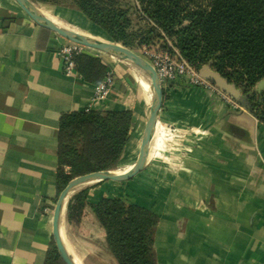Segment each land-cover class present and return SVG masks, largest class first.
Instances as JSON below:
<instances>
[{"label": "crops", "instance_id": "1", "mask_svg": "<svg viewBox=\"0 0 264 264\" xmlns=\"http://www.w3.org/2000/svg\"><path fill=\"white\" fill-rule=\"evenodd\" d=\"M41 6L56 22L51 8H64ZM66 42L15 0H0V264H45L61 115L91 104L133 110L123 158L131 162L152 105L153 92L145 95L151 88L136 78L132 64L89 48L86 54L102 59L116 76L110 96L93 105L96 85L64 72L59 50ZM152 143L138 175L87 185H93L88 202L124 197L154 211L157 264H264V125L208 89L184 86L165 94ZM65 222L64 216V242ZM88 222L106 243L87 206L80 228ZM69 250L82 264L85 255Z\"/></svg>", "mask_w": 264, "mask_h": 264}, {"label": "trees", "instance_id": "2", "mask_svg": "<svg viewBox=\"0 0 264 264\" xmlns=\"http://www.w3.org/2000/svg\"><path fill=\"white\" fill-rule=\"evenodd\" d=\"M32 1L75 10L108 40L136 52L148 48L174 54L176 49L197 69L212 62L217 72L249 94V111L264 125V90L255 91L264 79V0ZM74 60L78 75L96 86L111 71L102 59L86 53L75 55ZM133 127L131 109L63 113L58 132L57 199L78 176L117 170ZM92 186L69 198L66 222L79 225L88 206L105 231L107 250L117 264H157L159 216L124 197L89 203ZM45 264H67L54 236Z\"/></svg>", "mask_w": 264, "mask_h": 264}, {"label": "water", "instance_id": "3", "mask_svg": "<svg viewBox=\"0 0 264 264\" xmlns=\"http://www.w3.org/2000/svg\"><path fill=\"white\" fill-rule=\"evenodd\" d=\"M35 23L41 27L47 28L56 34L62 36L66 40L81 44L90 49H95L106 54L115 56L120 60L128 62L140 69H142L149 77L152 83L153 101L149 110V114L145 123L139 155L136 162L132 167L123 172L118 173L116 170L111 171H97L82 176H78L72 179L66 188L62 191L57 199V202L53 211V236L56 244L67 262V264H79L75 260V257L67 248L63 239V220L66 211V205L69 198L79 188L87 185L101 182V181H125L133 178L136 174L141 172L146 165L149 150L152 144V140L155 135L158 114L163 106L164 94L161 86L158 74L152 64L138 52L111 40L101 41L92 38L84 33L67 28L63 25H58L48 21L38 6V3L32 0H15ZM200 75L215 83L222 91L227 93L235 101H237L244 110H249V94H244L235 84L230 83L219 72H217L212 65V62H208L199 69ZM264 90V79L260 81L255 91L261 92Z\"/></svg>", "mask_w": 264, "mask_h": 264}, {"label": "built area", "instance_id": "4", "mask_svg": "<svg viewBox=\"0 0 264 264\" xmlns=\"http://www.w3.org/2000/svg\"><path fill=\"white\" fill-rule=\"evenodd\" d=\"M88 50V47L69 40L60 48L59 56L64 64V72L67 76H79L76 72L74 57L77 54L86 53ZM142 54L155 68L165 94L184 86L203 87L216 93L234 108L244 110L237 101L222 91L215 83L203 78L199 73V69L180 56L176 49L175 53L171 54L165 50L144 48ZM115 77V72L111 70L107 73L103 82L96 86L93 105L96 102L106 100L110 96L115 84ZM90 108H92V104Z\"/></svg>", "mask_w": 264, "mask_h": 264}, {"label": "rangeland", "instance_id": "5", "mask_svg": "<svg viewBox=\"0 0 264 264\" xmlns=\"http://www.w3.org/2000/svg\"><path fill=\"white\" fill-rule=\"evenodd\" d=\"M38 6L42 8L40 4H38ZM51 9L53 10V15L59 24L67 28L76 30L78 32L85 31L87 22L79 13L72 11L70 9H67V8L52 7ZM84 33H87V32H84ZM98 37H99L98 39L101 41L108 40L106 38H101L100 36ZM138 53L142 55V52H138ZM133 73L136 76V78L138 79L141 78L142 80H144V83L149 84L151 88L150 89L151 92L147 90L145 91V95L147 93H150L151 95L152 83H151L150 77L142 69L136 66L133 67ZM138 86L140 87L139 82H138ZM144 127H145V124L140 129V132L138 135V147H137V150L134 156L131 157L132 161L129 162V160L126 161L124 159L121 162L119 168L117 169L119 170V172H123L124 169H126L127 165L129 164L133 165L136 162L138 155H139L140 144H141ZM129 180L115 181V182H126ZM107 181L109 182L111 180H107ZM81 188H84V187H81ZM81 188H79L78 190H80ZM96 223L99 226V228L102 230L97 220H96ZM84 228L81 229L79 225L67 224V222H65V242L67 246L69 247V249H71V251L77 253L78 255L79 254L85 255V257L81 260L82 264H114L112 261V258L107 252L106 243L104 242L103 237L101 236L100 230L97 227H95L91 222L90 223L88 222L87 226ZM113 260L115 264H117L114 258Z\"/></svg>", "mask_w": 264, "mask_h": 264}, {"label": "bare ground", "instance_id": "6", "mask_svg": "<svg viewBox=\"0 0 264 264\" xmlns=\"http://www.w3.org/2000/svg\"><path fill=\"white\" fill-rule=\"evenodd\" d=\"M43 14L45 15V17H46V19L48 20V21H50V22H52V23H55V24H58V25H61V24H59L58 22H56L54 19H53V17L49 14V13H47V12H43ZM90 26H92V25H90ZM86 27H87V29H88V33H85L86 35H88V36H90V37H92V38H95V39H97V40H99L98 38V36H100L101 38H106L102 33H100V32H98L96 29H91L90 27H89V24L87 25L86 24ZM107 39V38H106ZM149 85V84H148ZM153 144V143H152ZM151 148V147H150ZM118 173H123V172H119V170H116Z\"/></svg>", "mask_w": 264, "mask_h": 264}]
</instances>
